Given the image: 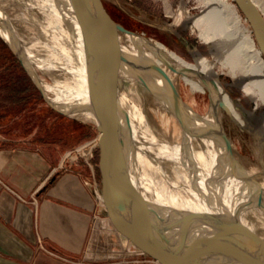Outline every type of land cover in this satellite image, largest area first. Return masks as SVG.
<instances>
[{"label":"bare ground","instance_id":"bare-ground-1","mask_svg":"<svg viewBox=\"0 0 264 264\" xmlns=\"http://www.w3.org/2000/svg\"><path fill=\"white\" fill-rule=\"evenodd\" d=\"M25 1L31 7H39L37 14L43 16V28H51L47 30L49 33L46 31L50 40L46 47L49 55L39 61L44 70L56 77L54 84L41 80L46 93H52L50 97L69 116L96 122L91 113L75 109L88 101L89 90L81 35L71 0ZM200 1L203 9L199 16L193 18L181 4L177 12L174 11V21L169 26H183L194 21L200 37L209 43L220 66L197 58L189 62L153 38L132 37L126 40L132 57L142 64L139 71L146 82L139 80L138 83L163 108L160 115L165 130L171 120L177 126V136L173 141L162 133L157 134L148 113L123 88L120 102L129 115V119L122 117L127 140L126 156L134 160L135 168H131V174L140 194L153 206L171 209L180 218L176 222L178 231L187 225L195 235L207 233L222 240L212 225L224 224L232 213L236 218V229L249 233L254 240L252 246L264 252V242L258 243L257 240V235L264 233V179L261 180L264 174V107L259 114L244 110L225 90L219 78L221 73L228 75L234 82H239L255 103L259 100L264 102L263 52L233 0ZM252 1L264 17V0ZM1 17L4 19L0 25L1 33L7 39L9 33L15 35L26 59L32 63L36 55L23 44V39L13 27L14 21L0 8ZM153 69L166 75L178 92V82L183 75L204 85L210 91L211 108L200 115L183 99L181 103L174 100L161 77L151 74ZM180 69L188 72L183 73ZM136 94L139 95L138 92ZM223 102L231 116L220 105ZM167 111L171 113L168 116ZM227 117L240 129L243 127L244 131L249 130L258 137L257 157L263 173L257 171L256 166L247 168L236 157L233 139L224 122ZM160 215L166 222L174 223L177 219L162 210ZM228 239L240 242L236 233Z\"/></svg>","mask_w":264,"mask_h":264},{"label":"water","instance_id":"water-1","mask_svg":"<svg viewBox=\"0 0 264 264\" xmlns=\"http://www.w3.org/2000/svg\"><path fill=\"white\" fill-rule=\"evenodd\" d=\"M71 2L81 35L89 90L88 101L75 109L91 113L96 120L102 197L111 224L136 249L159 264H264V252L249 244L246 231L219 225L221 231L218 233L222 240L207 233L195 235L187 225L178 231L176 222L180 218L171 209L153 206L140 194L131 174V168H135L134 160L126 156L127 140L122 117L129 119V115L120 102V92L127 78L131 80V89L138 94L139 80L146 82L139 71L142 64L132 57L126 40L132 37L149 40V37L115 20L103 0ZM235 2L248 20L264 55V17L252 0ZM2 21L3 17L0 18V25ZM0 37L17 56L45 101L56 111L69 115L46 93L18 38L9 33L7 39L1 31ZM164 61L172 65L167 59ZM180 71L188 72L185 69ZM151 74L161 77L174 100L183 101L166 75L155 69L151 70ZM220 105L231 116L228 107L224 103ZM82 154L90 157L92 152L87 149ZM160 210L176 216V221L166 222ZM233 233L242 238L237 239L242 243L228 239Z\"/></svg>","mask_w":264,"mask_h":264},{"label":"rangeland","instance_id":"rangeland-1","mask_svg":"<svg viewBox=\"0 0 264 264\" xmlns=\"http://www.w3.org/2000/svg\"><path fill=\"white\" fill-rule=\"evenodd\" d=\"M103 1L114 19L125 25L127 28L139 33H144L149 38L161 41L189 62H194L195 58H197L204 63L209 61L211 63L214 62L217 66H220V63L215 60L213 49L209 43L200 37L199 29L194 21H190L183 26H169V23L174 21L173 13L177 12L181 4L185 5V8L193 18L199 16L203 9L200 0ZM233 1L235 2V0ZM0 8L3 9V11L14 21L13 27H15L19 37L23 39V44L29 47L36 55L32 60V64L38 71L40 79L44 83L54 84V80L56 78L55 75L44 70L39 63L42 57L44 58L49 55L48 49L46 48L48 43H50L48 42L50 40H48L49 36H47V32L49 33L51 30L50 26H48V29L43 28V16L41 13L37 14L39 12V7H31V5L25 0H0ZM32 12L34 14H31ZM240 13L244 18V22L247 27L252 30L246 17L241 11ZM179 34L184 36L185 40L178 37ZM6 45L7 49H9L14 57L19 61L9 45L7 43ZM196 49H200L202 55H197L195 52ZM5 52L6 51L0 42V143L18 144L24 142L30 146H56L60 148L59 150L62 154H67L68 160L74 158L82 164L83 159L85 158V156L82 155V152L84 150L91 149L92 155L90 162L94 164L98 180L96 192L99 200L104 206L102 183L98 168L99 148L97 145V139L99 131L96 123L92 120H84L62 114L52 108L45 101L41 92L25 71L20 61L16 71L17 75L21 79L20 90L25 92L22 97H29V99L18 106L14 104L13 100L9 97L8 91H4V88H2V85L7 83L6 81L11 80L9 79L10 77L6 78L3 74L4 66L2 65V61L4 60L2 59V54ZM12 58L13 57L10 58L7 56V59ZM216 69L218 68L216 67ZM219 78L222 81L225 90L239 102L241 108L259 114V111L264 107L263 101L259 100L255 103L247 95L239 82H234V80H232V78L228 75L221 73ZM188 82L189 80L185 76L183 79H179L178 86L182 99L195 111L197 110L196 112L198 114H206V112L211 108V101L207 92L204 89H194L190 83L188 84ZM138 86H140L139 95L131 89V80L127 78L126 84L123 88L124 90L127 89L131 96L148 113L156 133L159 135L162 133L168 140L173 141V139L177 136V126L175 121L171 120V123L168 125V129L165 130V125H163L161 121L163 108L160 107L158 102H155L156 98L153 97L151 93H147L146 90L143 89L141 84L138 83ZM26 90H31V93L26 92ZM55 91L58 92L57 90ZM49 96H53V94L50 93ZM243 109L240 110L243 111ZM166 114L168 116L171 113L167 111ZM224 122L230 136L233 139L236 157L247 168H253L256 166L257 171L261 172L263 167L259 165V158L257 157V145L259 144L258 137L249 130L241 131L240 127L237 124L232 123L228 117L224 119ZM75 125L76 127H74ZM262 158L264 160V147ZM263 177L264 174L261 175V180L264 179ZM105 217V220L110 221V217L106 209ZM252 218L257 219L255 216H252ZM95 221L97 225H100L104 219L96 215ZM226 225L230 226L233 230L236 229L237 223L235 215L232 213L228 215L222 226L225 227ZM218 226L219 225H215L214 227L212 225V229H214L217 234L221 231V229L219 231L220 226ZM246 236L249 238L248 242L251 245L254 240H252L249 233H247ZM238 237L242 240L240 236ZM257 240L258 243L264 242V233L258 234ZM143 258L145 259V255H143Z\"/></svg>","mask_w":264,"mask_h":264},{"label":"crops","instance_id":"crops-1","mask_svg":"<svg viewBox=\"0 0 264 264\" xmlns=\"http://www.w3.org/2000/svg\"><path fill=\"white\" fill-rule=\"evenodd\" d=\"M59 149L0 143V264H156L105 220L91 156Z\"/></svg>","mask_w":264,"mask_h":264},{"label":"trees","instance_id":"trees-1","mask_svg":"<svg viewBox=\"0 0 264 264\" xmlns=\"http://www.w3.org/2000/svg\"><path fill=\"white\" fill-rule=\"evenodd\" d=\"M0 42L6 51L5 53L2 54L3 57L2 59L4 60L2 61L3 62L2 65L4 66L3 74L6 78L10 77L9 79H11L10 81H6L7 83H4V85H2V88H4V91H8L9 97L13 100V103L18 106L29 99V97L23 98L22 96L25 92L20 90L21 79L16 73L17 66L19 65V61L14 57L12 52L9 49H7V45L2 40L1 37H0ZM6 55L9 56L10 58L11 57L13 58L7 59ZM26 92L31 93V90L30 91L26 90Z\"/></svg>","mask_w":264,"mask_h":264},{"label":"flooded vegetation","instance_id":"flooded-vegetation-1","mask_svg":"<svg viewBox=\"0 0 264 264\" xmlns=\"http://www.w3.org/2000/svg\"><path fill=\"white\" fill-rule=\"evenodd\" d=\"M144 34V33H143ZM178 37H181L182 39H184L185 40V38H184V36H182V35H178ZM190 44V43H189ZM176 52V51H175ZM196 54L197 55H202L201 54V51H200V49H196ZM183 76H185V75H183ZM186 77V76H185ZM188 80H189V82H188V84L190 83L191 85H192V87L194 88V89H196V90H205L206 92H207V94H208V96H209V94H210V91L208 90V88H206L204 85H202L201 83H199V82H197V81H195L194 79H192V78H189V77H186ZM231 95V94H230ZM241 131H244V129H240Z\"/></svg>","mask_w":264,"mask_h":264},{"label":"built area","instance_id":"built-area-1","mask_svg":"<svg viewBox=\"0 0 264 264\" xmlns=\"http://www.w3.org/2000/svg\"><path fill=\"white\" fill-rule=\"evenodd\" d=\"M150 260L153 261L156 264H159L156 260L152 259L151 257H150Z\"/></svg>","mask_w":264,"mask_h":264}]
</instances>
